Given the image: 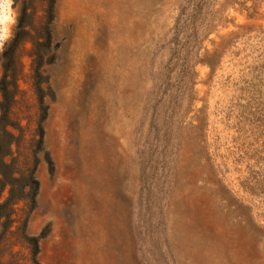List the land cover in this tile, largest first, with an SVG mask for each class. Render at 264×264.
Listing matches in <instances>:
<instances>
[{
	"label": "rangeland",
	"instance_id": "1",
	"mask_svg": "<svg viewBox=\"0 0 264 264\" xmlns=\"http://www.w3.org/2000/svg\"><path fill=\"white\" fill-rule=\"evenodd\" d=\"M30 5L0 51V264H264V0Z\"/></svg>",
	"mask_w": 264,
	"mask_h": 264
},
{
	"label": "trees",
	"instance_id": "2",
	"mask_svg": "<svg viewBox=\"0 0 264 264\" xmlns=\"http://www.w3.org/2000/svg\"><path fill=\"white\" fill-rule=\"evenodd\" d=\"M28 1V0H26ZM34 0H29V4H27V6H24L21 10H20V14L18 16V21H17V25H16V31L17 33H15V39H13L11 42L16 43L15 44V50L13 52V56L16 55L18 49L21 46V41L24 43V40H26V37L31 38V33L32 30H27V28H34L35 25V20L37 17V12L38 10H36L34 7H31V3ZM26 3L24 2V5ZM15 5H16V0H15ZM22 34L21 39H19L18 37ZM10 44L7 42V45ZM15 80V79H14ZM9 114V111L7 110V115Z\"/></svg>",
	"mask_w": 264,
	"mask_h": 264
},
{
	"label": "clouds",
	"instance_id": "3",
	"mask_svg": "<svg viewBox=\"0 0 264 264\" xmlns=\"http://www.w3.org/2000/svg\"><path fill=\"white\" fill-rule=\"evenodd\" d=\"M14 0H0V51L13 33L12 27L17 23V12L13 8Z\"/></svg>",
	"mask_w": 264,
	"mask_h": 264
}]
</instances>
